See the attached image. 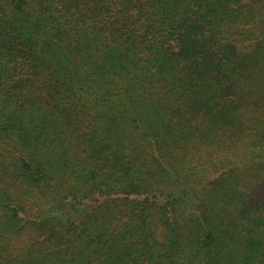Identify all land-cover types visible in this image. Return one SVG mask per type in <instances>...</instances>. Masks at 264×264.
I'll return each instance as SVG.
<instances>
[{
  "label": "trees",
  "instance_id": "1",
  "mask_svg": "<svg viewBox=\"0 0 264 264\" xmlns=\"http://www.w3.org/2000/svg\"><path fill=\"white\" fill-rule=\"evenodd\" d=\"M0 264H264V0H0Z\"/></svg>",
  "mask_w": 264,
  "mask_h": 264
}]
</instances>
